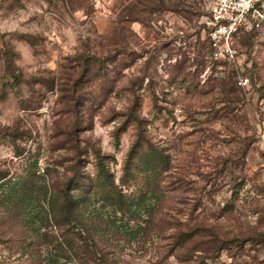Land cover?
<instances>
[{
  "label": "rangeland",
  "instance_id": "374dc122",
  "mask_svg": "<svg viewBox=\"0 0 264 264\" xmlns=\"http://www.w3.org/2000/svg\"><path fill=\"white\" fill-rule=\"evenodd\" d=\"M205 1L0 0V182L50 166L58 184L78 150L93 171L94 147L119 182L133 105L170 156L168 192L116 264H264V22L213 60ZM32 241L0 206V264H33Z\"/></svg>",
  "mask_w": 264,
  "mask_h": 264
},
{
  "label": "trees",
  "instance_id": "16d2710c",
  "mask_svg": "<svg viewBox=\"0 0 264 264\" xmlns=\"http://www.w3.org/2000/svg\"><path fill=\"white\" fill-rule=\"evenodd\" d=\"M216 79L225 90L235 91L232 74ZM130 117L137 125L136 138L124 158L119 182L111 168L115 158L95 147L93 171L82 164L83 152L78 150L69 175L58 184L46 179L50 166L44 172L32 168L2 176L0 206L33 239L28 244L36 253L33 264H116L112 246L144 238L143 223L152 220L166 196L172 166L167 151L145 135L144 119L134 105ZM119 131L113 134L117 147Z\"/></svg>",
  "mask_w": 264,
  "mask_h": 264
},
{
  "label": "built area",
  "instance_id": "2783aa9c",
  "mask_svg": "<svg viewBox=\"0 0 264 264\" xmlns=\"http://www.w3.org/2000/svg\"><path fill=\"white\" fill-rule=\"evenodd\" d=\"M205 9L210 57L216 61H235L239 56L234 45L236 36L253 32L264 22V0H206ZM249 83V76L240 77V85Z\"/></svg>",
  "mask_w": 264,
  "mask_h": 264
}]
</instances>
